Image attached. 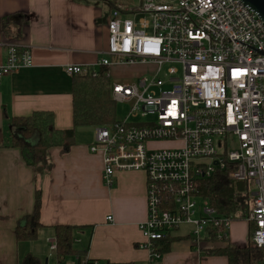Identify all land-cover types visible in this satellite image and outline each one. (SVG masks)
Returning a JSON list of instances; mask_svg holds the SVG:
<instances>
[{"label":"built area","instance_id":"2783aa9c","mask_svg":"<svg viewBox=\"0 0 264 264\" xmlns=\"http://www.w3.org/2000/svg\"><path fill=\"white\" fill-rule=\"evenodd\" d=\"M105 27L106 49L95 65L69 64L65 72L95 76L107 67L110 76L111 63L155 70L151 77L111 84L112 100L128 103L129 113L92 126L89 146L101 157L106 186L118 172L144 173L140 247L158 258L154 242L185 225L196 246L209 232L228 243L239 213L220 215L198 186L225 171L248 183V239L264 250V22L241 0H136L113 7ZM32 65L26 43L11 40L0 79ZM148 115L151 121L129 122ZM155 142L178 144L151 146Z\"/></svg>","mask_w":264,"mask_h":264},{"label":"crops","instance_id":"0c3cea01","mask_svg":"<svg viewBox=\"0 0 264 264\" xmlns=\"http://www.w3.org/2000/svg\"><path fill=\"white\" fill-rule=\"evenodd\" d=\"M110 0H0V64L6 43L22 41L31 50L33 65L0 79V143L9 136L13 116L36 110L54 113L57 129L72 127V76L69 64L94 66L107 44L106 16ZM92 126L77 127L68 150L48 151L50 168L36 172L17 148L0 146V264H19L28 254L40 264H58L54 227L74 225L75 247L87 248V259L127 264H228L224 255L209 252L215 245L202 239L199 246L188 231L176 237L168 251L152 259L138 224L146 218V179L142 171L118 172L110 186L102 181V161L89 151ZM41 194L37 234L17 240L18 219L33 210L35 191ZM110 216V219L107 217ZM249 225L234 220L228 243L244 247ZM60 264H77L68 256Z\"/></svg>","mask_w":264,"mask_h":264},{"label":"trees","instance_id":"16d2710c","mask_svg":"<svg viewBox=\"0 0 264 264\" xmlns=\"http://www.w3.org/2000/svg\"><path fill=\"white\" fill-rule=\"evenodd\" d=\"M97 75L85 74L72 76V127L57 129L54 125V113L49 110H36L27 116H13L9 121V136L0 143L2 147L20 150L24 162L36 172L50 168L48 151L52 147L68 150L74 143L75 128L102 125L116 121L115 101L111 98L108 68H99ZM200 195L220 215L230 216L239 213L237 220H244L249 208L248 183L234 181L225 171H217L210 178L199 181ZM41 207V194L35 191L33 210L17 220L15 237L17 240H33L37 234ZM250 227V225H249ZM74 225L54 227L56 243L55 256L60 260L76 256L77 264H127L87 259V248L75 247ZM167 233L154 242L155 251L160 255L168 251L170 243L176 239ZM206 240L214 241L215 235L209 232ZM209 252L224 255L228 264H262L264 250L254 246L248 239L244 247L227 243L224 247L212 248ZM154 259V258H152ZM19 264H40V260L31 254L24 256Z\"/></svg>","mask_w":264,"mask_h":264},{"label":"rangeland","instance_id":"374dc122","mask_svg":"<svg viewBox=\"0 0 264 264\" xmlns=\"http://www.w3.org/2000/svg\"><path fill=\"white\" fill-rule=\"evenodd\" d=\"M136 4V0H110V5L111 7H115L117 5H134ZM113 61V59H112ZM169 66H174L176 68H179V65H169ZM168 66H164L163 69L159 73V77L165 78L164 72ZM154 69L151 70L149 67L143 66V65H128V64H114L111 63L109 72V82H110V89H111V84L112 83H130L133 81H137L141 77H151L154 74ZM181 72L179 71L178 75H180ZM168 85H165L164 88H167ZM115 109H116V120H123L126 119L130 106L128 103H123V102H116L115 104ZM153 119V115H148L146 117L142 118H137V119H130L129 122H148ZM178 143H165V142H155L151 146L154 147H171L174 145H177ZM180 230H191V226L185 225L181 226ZM188 231V232H189ZM215 245H220L224 244L222 241L214 240L212 241Z\"/></svg>","mask_w":264,"mask_h":264},{"label":"water","instance_id":"95a60500","mask_svg":"<svg viewBox=\"0 0 264 264\" xmlns=\"http://www.w3.org/2000/svg\"><path fill=\"white\" fill-rule=\"evenodd\" d=\"M251 11L264 22V0H241Z\"/></svg>","mask_w":264,"mask_h":264}]
</instances>
